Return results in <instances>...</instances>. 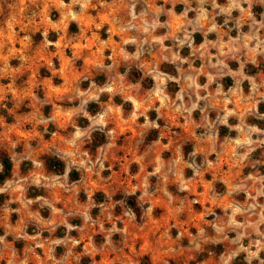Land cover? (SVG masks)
Here are the masks:
<instances>
[{
    "label": "rangeland",
    "instance_id": "374dc122",
    "mask_svg": "<svg viewBox=\"0 0 264 264\" xmlns=\"http://www.w3.org/2000/svg\"><path fill=\"white\" fill-rule=\"evenodd\" d=\"M261 65L264 0H0V264H248L237 249L264 244Z\"/></svg>",
    "mask_w": 264,
    "mask_h": 264
},
{
    "label": "trees",
    "instance_id": "16d2710c",
    "mask_svg": "<svg viewBox=\"0 0 264 264\" xmlns=\"http://www.w3.org/2000/svg\"><path fill=\"white\" fill-rule=\"evenodd\" d=\"M193 38H194V43H196V44H199L202 40V37L199 34H195ZM260 67H261V70L264 72V65H261ZM132 71H135V70L132 69ZM160 71L163 73L174 74L175 68L170 64L162 63L160 65ZM136 73H137V76L135 77L131 74V71L128 72L127 79L132 83H135L136 81L140 80L141 79L140 78L141 73L139 71H136ZM95 81H96V83H99V81L97 79ZM141 84H142V87L147 89L151 86L152 80L148 79V78H143V79H141ZM99 100L104 101L105 97L102 95ZM113 102L116 105L121 106V108L123 110H129L131 108V104L129 102H123L119 97H114ZM260 108H262V107H260ZM97 109H98V104H96V103H90L87 106V112L90 115H94L96 113ZM256 123L261 124V122H259V121H256ZM219 133H220V135H224L223 128L220 129ZM228 135L233 136L234 132L233 131L228 132ZM104 141H105V138L103 135H100L99 138L93 137L92 145L97 147V146H100L101 144H103ZM45 162H46L48 169L51 172H53L55 175H62L63 174L65 166H64L63 162L60 161L57 157H55V156L47 157ZM0 165H1L0 184H3L11 175L12 162L8 156H2L0 159ZM68 176L72 181H75L78 179V174L75 171L69 172ZM95 199H96V201L99 202V201H101L102 196L100 194H97L95 196ZM126 203H128V205L133 207L134 206L133 198L126 200ZM96 211H97V208H94L93 212H96ZM82 262L85 263L86 260L83 259ZM234 263L235 264H244L242 255L239 258H237Z\"/></svg>",
    "mask_w": 264,
    "mask_h": 264
},
{
    "label": "clouds",
    "instance_id": "9594fccd",
    "mask_svg": "<svg viewBox=\"0 0 264 264\" xmlns=\"http://www.w3.org/2000/svg\"><path fill=\"white\" fill-rule=\"evenodd\" d=\"M231 7H235V8L241 9V11H243L240 4H234ZM222 11H229V9H223ZM82 103H85V101H82ZM193 107H195V105H193ZM94 123L99 124V123H103V121L97 120V121H94ZM84 135H85L84 132L77 131L75 134V138H74L73 142H76L77 138L84 136ZM236 211H239V210L237 209ZM230 223H234V222L230 220ZM217 231L219 232V231H221V229L218 228ZM237 239H239V237ZM198 246L199 245H197V247ZM262 248H264V244H261L259 241H257V247H256L255 251H249L246 248H240V249H237V252L245 251L248 253V257H247L248 258V264H252L253 259L259 260V264H264V260H260L259 256H258V253L261 251ZM237 252H233L231 254V256L229 257V259H231L232 257H235L237 255ZM224 264H228V260H225Z\"/></svg>",
    "mask_w": 264,
    "mask_h": 264
}]
</instances>
